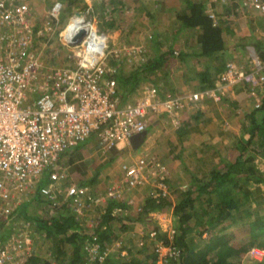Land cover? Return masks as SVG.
Segmentation results:
<instances>
[{
	"label": "built area",
	"instance_id": "built-area-1",
	"mask_svg": "<svg viewBox=\"0 0 264 264\" xmlns=\"http://www.w3.org/2000/svg\"><path fill=\"white\" fill-rule=\"evenodd\" d=\"M238 2L241 8L258 13L264 29V0ZM60 9L58 0L47 8L38 34L58 28ZM207 11L216 17L210 6ZM32 16L27 0H0V264H24L35 253L31 221L18 215L22 214L19 205L36 192L51 207L66 202L75 220L85 228L96 224L95 217L88 216L89 210L109 201L124 203L129 207L124 211L127 215L142 212L154 217L158 227H139L132 236L139 245L154 241L156 264L173 263L181 251L174 241L177 224L169 205L170 171L163 160L150 152L123 158L118 163V174L109 175L104 188L93 193L90 185L66 184L65 173L57 165L59 157L92 132L105 147L130 143L134 133L146 129L151 113H172V122L178 126V110L184 104L201 106L206 97L227 98L238 85L253 99V105L259 106L264 89V47L261 52L254 45L247 47L249 67L235 60L225 61L211 86L164 97H159L153 86H144L122 103L113 73L123 64L143 62V43L120 42L107 49L106 33L95 17L84 15L81 21L72 14L57 36L67 47L66 58L75 61L74 66L47 63L42 50L34 44ZM82 29L85 33L78 39ZM145 185L148 190L144 204L133 192ZM120 209L116 206L114 211ZM92 231L84 239L81 264H107V257L123 240L105 243ZM159 234H165L166 239ZM125 253L122 249L121 254ZM247 253L256 260L264 258V248L258 245L250 246Z\"/></svg>",
	"mask_w": 264,
	"mask_h": 264
},
{
	"label": "trees",
	"instance_id": "trees-1",
	"mask_svg": "<svg viewBox=\"0 0 264 264\" xmlns=\"http://www.w3.org/2000/svg\"><path fill=\"white\" fill-rule=\"evenodd\" d=\"M176 1L174 16L177 24L172 28L175 36L192 31L195 42L191 51L199 57H210L223 52V26L217 15L213 18L207 11L211 0ZM67 2L69 8L77 7L78 0ZM110 23V27L115 26L114 20ZM99 26L103 29L101 23ZM154 33L156 32L150 34L153 50L156 49L153 55L144 62L130 65V70L113 73L120 102L126 100L129 93L134 92L151 71L166 66L167 59L174 55L172 43H160ZM54 61L56 58L49 62L55 63ZM241 115L245 117L242 127L246 133L237 141L235 154L224 163L213 165L207 175L189 173L184 178L187 182L185 188L179 182L173 184L171 190L176 194V199L171 201L169 197V205H172V216L177 224L174 241L181 254L171 264H264V258L256 260L246 253L252 245L264 248V171L259 166L261 158L256 156L264 158V92L259 106L253 105L250 111ZM32 199L44 202L48 207L40 215L29 214L28 203L31 205ZM161 200H158V204H161ZM22 203L19 212L31 221L30 232L41 250H35L24 264H48L52 260L57 261L56 264H81L85 254L84 239L89 233L74 219L67 203L51 207L50 202L41 198L38 192ZM118 203L120 212L129 209L124 203ZM115 205L114 201L108 202V209ZM144 216V213L139 212L136 218ZM250 218L252 220L247 232L246 228H242L247 227ZM0 225L3 226L1 222ZM158 225L156 221L153 227ZM124 228L128 226L124 225ZM191 230L193 233H190ZM245 231L248 234L243 240L247 237V242L237 241V232L243 235ZM94 232L102 242L105 240L109 244L119 238L116 234L106 235L99 229H94ZM159 236L166 239L165 234ZM207 238H210L209 242ZM137 246L138 248L133 249L132 245L127 246L123 241L117 248L121 257H115L112 252L107 257V264H156L157 254L153 240ZM122 249L126 250L125 254H121ZM47 251L48 256H42Z\"/></svg>",
	"mask_w": 264,
	"mask_h": 264
},
{
	"label": "crops",
	"instance_id": "crops-1",
	"mask_svg": "<svg viewBox=\"0 0 264 264\" xmlns=\"http://www.w3.org/2000/svg\"><path fill=\"white\" fill-rule=\"evenodd\" d=\"M209 4L223 26L224 51L210 57H199L191 51L195 42L194 34L191 36L187 31L176 37L171 29L169 42L174 46V55L167 59L166 66L151 71L132 93L140 91L144 86H153L159 97L182 95L211 86L218 79L227 60L250 66L247 47L254 45L260 50L264 47V29L258 13L241 8L238 0H211ZM149 49L147 46L144 61L153 55ZM151 51L154 53L156 49L152 47ZM236 88L235 93L228 98L215 100L206 97L201 106L184 104L178 110L181 118L178 126L172 122V113H151L146 121L144 139L137 147H133L131 142L105 147L95 132H92L78 145L61 153L57 165L65 173V182L90 185L93 193L102 190L106 178L118 174L119 161L131 158L132 148L140 147L145 140L148 141L146 153H158L172 174L170 178L178 181L180 186L187 185L184 178L189 173L207 175L213 165L222 164L232 156L237 141L246 133L242 127L245 117L241 114L252 109L253 99L245 95L243 86L238 85ZM263 92L264 89H261L260 93ZM132 93L122 103L129 100ZM251 99L252 102H249ZM247 100L250 106H245ZM256 156L264 161L260 155ZM147 190L148 185L141 186L133 194L145 204ZM114 202L116 205L112 209H108L107 202L89 210L88 216H94L96 224L94 227L86 226L85 230L94 232V229H99L108 235L104 229L118 220V217H121L123 223L131 221L129 225L133 231L144 225L143 218L127 215L120 212L121 209L114 211L120 205ZM104 209L106 212H103Z\"/></svg>",
	"mask_w": 264,
	"mask_h": 264
},
{
	"label": "rangeland",
	"instance_id": "rangeland-1",
	"mask_svg": "<svg viewBox=\"0 0 264 264\" xmlns=\"http://www.w3.org/2000/svg\"><path fill=\"white\" fill-rule=\"evenodd\" d=\"M27 1L33 13L32 17L34 18L33 21L34 24L31 28L32 30L31 33H34L33 39H34L35 47L37 49H41L42 54H44L50 60L56 58V61H54L55 63H61L66 66H74L75 61L70 57L66 58L65 56V53L67 52L66 47L61 45L54 36L50 37V39L47 40L46 36L48 34H46L45 36L44 34H38L37 32L38 28L43 26L44 23L43 14L44 12L47 11L48 6L53 0H27ZM60 1L62 3V9H61L62 17L67 15L69 12H75L77 10V7L69 8L67 0H60ZM83 1L86 0H81L80 2L83 3ZM89 2L92 6L93 12L95 13L97 21L101 23L103 27L102 30L106 33L107 49L115 46L116 43H120V42L129 43L133 41H141L142 43H144L145 47L147 46L150 47L149 52L153 54V51H151L152 41L150 40V34H152L153 31L156 32L154 34L156 35V38H158L160 43L169 44L170 30L177 24L176 18L174 16V9H175L174 6L176 5L177 2L176 0H90ZM80 8L82 9V6ZM83 8L85 9V6ZM86 15H89V13L86 12ZM113 20L115 21V26L110 27L111 25L110 21L112 22ZM35 26L37 27L36 31H35ZM188 32L189 34H191V36L193 35L192 31H188ZM42 44H46V47L43 48ZM256 50L257 52H260L258 48H256ZM242 61H244V59ZM130 68L131 67L128 64H123V66L122 65L120 66V70L123 71L130 70ZM249 102H252V99ZM249 102L246 103L245 106H250ZM147 145H148V141L145 140L140 147L135 149L132 148L133 150L132 154L137 157L141 155H146L145 148ZM153 155L156 158L163 160L158 153L153 152ZM259 166L261 170L264 171V161L260 160ZM170 175L172 176V174ZM174 176L176 178L178 177L177 175ZM169 180H170L169 184H171L170 200L173 201L176 199V194H174L173 191L171 190L172 187H174L172 181H175L174 183L178 181L170 178V176H169ZM45 182H48V179H45ZM22 206H25V204L22 203ZM28 206H29L28 207L29 214L34 213L39 215L41 214V212L45 210L44 208L48 207L44 202L40 203L37 202L35 199H32L31 205H29L28 203ZM130 214L137 216L134 213H130ZM18 216H19L18 218H21L20 216H23V214H20ZM147 216L148 215L145 214V216L143 217L144 222L142 224L144 225L140 227L150 228L155 226L157 220L154 217L149 216L148 218ZM120 218L118 217V220L113 221L110 224V226L108 225L107 228L104 229V231H106L109 236L110 235L113 236L116 234V236L121 238L127 246L132 245L133 249L138 248L137 246L138 243L136 242L135 238L132 237L133 227L129 225L130 224L129 222L131 221H127V223H123ZM251 220L252 219L250 218L247 227H243L242 229L246 228L247 232H249L248 228H250L249 226L251 224ZM124 224H127L128 228H124ZM85 231L88 232L87 230ZM247 232L245 231L243 235H240V232H237L238 237L236 238V240L239 242L245 241L246 243L247 237L245 240L243 239L244 236L248 234ZM190 233H193V230H191ZM205 234L206 233H204V236ZM209 239L208 238L206 239L207 242L210 241ZM206 240L204 242H206ZM37 244L35 243V247L37 250L36 252H41L40 246H38ZM48 253L49 251H47L45 255L44 253H42L43 254L42 256H48ZM113 255L119 258L120 254H118L117 248L113 249ZM56 262L57 261L52 260L48 264H56Z\"/></svg>",
	"mask_w": 264,
	"mask_h": 264
},
{
	"label": "clouds",
	"instance_id": "clouds-1",
	"mask_svg": "<svg viewBox=\"0 0 264 264\" xmlns=\"http://www.w3.org/2000/svg\"><path fill=\"white\" fill-rule=\"evenodd\" d=\"M55 0H53L51 3H50V5L54 2ZM58 1H60V0H58ZM81 0H78V4H77V10L75 11V12H69L67 15H65V16H61V12H62V3H61V1H60V3H61V9H60V24H59V26H58V28L54 31V32H52V31H50V30H47V31H45V33H44V35L46 36V34H48L47 36H46V39L47 40H49L50 39V37H55L56 39H57V41L61 44V45H63L60 41H59V39H58V36H57V32H58V30H60L61 28H62V26L64 25V22L66 21V19L68 18V16H70V15H72V14H75L76 16H77V11H82L83 12V17H92V16H94L95 17V19H96V21H97V18H96V16H95V13L93 12V10H92V6L91 7H89V1L90 0H86V1H83V3H81L80 2ZM49 5V6H50ZM91 5V4H90ZM48 6V7H49ZM82 6V9L80 8ZM85 6V9L83 8ZM32 11V10H31ZM86 12H88L89 13V15H86ZM45 14H46V12H44V14H43V17H45ZM85 15V16H84ZM97 23H98V21H97ZM99 24V23H98ZM99 28H100V26H99ZM101 29V28H100ZM37 30V27L35 26V31ZM102 30V29H101ZM64 46V45H63ZM42 47L44 48V47H46V44H42ZM64 47H66V46H64ZM67 48V47H66ZM60 55V54H59ZM65 55H66V53H65ZM47 58V57H46ZM46 61H47V63H52V62H49V58H47L46 59ZM21 205V204H20ZM19 205V206H20ZM75 219V218H74ZM77 221V220H76ZM80 223V222H79ZM81 224V223H80ZM82 225V224H81ZM83 226V225H82ZM83 228L85 229V227L83 226Z\"/></svg>",
	"mask_w": 264,
	"mask_h": 264
},
{
	"label": "water",
	"instance_id": "water-1",
	"mask_svg": "<svg viewBox=\"0 0 264 264\" xmlns=\"http://www.w3.org/2000/svg\"><path fill=\"white\" fill-rule=\"evenodd\" d=\"M77 16L79 17V20H84V17H83V12L82 11H77ZM85 33V29H82L80 31V33L77 35V38H81L82 35ZM146 134V129L143 130V131H140V132H137V133H134L131 138H130V141L132 143V146L133 147H137L144 139V136Z\"/></svg>",
	"mask_w": 264,
	"mask_h": 264
}]
</instances>
